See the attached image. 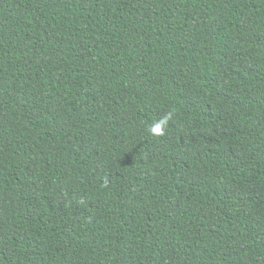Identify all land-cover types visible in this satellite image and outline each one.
<instances>
[{
	"label": "trees",
	"instance_id": "trees-1",
	"mask_svg": "<svg viewBox=\"0 0 264 264\" xmlns=\"http://www.w3.org/2000/svg\"><path fill=\"white\" fill-rule=\"evenodd\" d=\"M0 264H264V0H0Z\"/></svg>",
	"mask_w": 264,
	"mask_h": 264
},
{
	"label": "clouds",
	"instance_id": "clouds-1",
	"mask_svg": "<svg viewBox=\"0 0 264 264\" xmlns=\"http://www.w3.org/2000/svg\"><path fill=\"white\" fill-rule=\"evenodd\" d=\"M166 121L162 120L160 122H158L157 124H155L154 126H152L150 128V131L154 134V135H162L163 131H164V125H165Z\"/></svg>",
	"mask_w": 264,
	"mask_h": 264
}]
</instances>
